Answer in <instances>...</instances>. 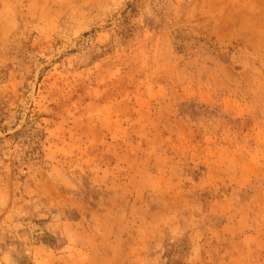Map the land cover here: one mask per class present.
Instances as JSON below:
<instances>
[{"label":"rangeland","instance_id":"obj_1","mask_svg":"<svg viewBox=\"0 0 264 264\" xmlns=\"http://www.w3.org/2000/svg\"><path fill=\"white\" fill-rule=\"evenodd\" d=\"M0 264H264V0H0Z\"/></svg>","mask_w":264,"mask_h":264}]
</instances>
